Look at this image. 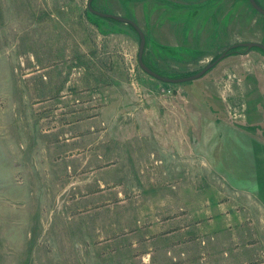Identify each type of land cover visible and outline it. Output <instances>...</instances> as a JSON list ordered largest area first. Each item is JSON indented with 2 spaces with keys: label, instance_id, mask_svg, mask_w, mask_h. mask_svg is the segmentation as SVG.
Masks as SVG:
<instances>
[{
  "label": "rangeland",
  "instance_id": "1",
  "mask_svg": "<svg viewBox=\"0 0 264 264\" xmlns=\"http://www.w3.org/2000/svg\"><path fill=\"white\" fill-rule=\"evenodd\" d=\"M92 7L135 22L163 77L228 55L163 83L136 31L87 0H0V264H144L150 245L168 264L147 236L173 216L186 264H264V52L232 48L264 45V16L248 0ZM98 154L108 168L84 175Z\"/></svg>",
  "mask_w": 264,
  "mask_h": 264
},
{
  "label": "crops",
  "instance_id": "2",
  "mask_svg": "<svg viewBox=\"0 0 264 264\" xmlns=\"http://www.w3.org/2000/svg\"><path fill=\"white\" fill-rule=\"evenodd\" d=\"M94 159L97 160V163L93 164V165H87V169H84L82 171H84V175H95V173L100 172L102 170H105L108 168V162H104V157L101 154H98L96 156L93 157ZM87 163V159L84 160V164ZM70 169V168H69ZM83 175V174H81ZM98 189H102L103 188V184L101 183V181H98ZM73 185V184H72ZM116 192V198L117 200H120L118 202L120 203H124V193L121 190V188L119 186H117V188L114 189ZM99 194H103L105 192L99 191L97 192ZM180 216H173V217H169L164 219L163 221H158L157 219V223H155L154 225H162L165 227H169V229L163 230L164 235H159V234H155L153 236H147L148 241H152V239L157 240V239H166V242H169V246L165 248V252H164V258L167 259V263L168 264H186V262L188 260H185L184 258H181V255H186V252L184 251L185 249V245L188 244L189 242V238L186 237L185 235L183 236H179L177 239H174L173 236H175L174 234H176L179 231H185L186 227H182V228H171L170 226H168L171 222H173L175 219H177ZM160 222V223H159ZM152 228V227H150ZM144 241V240H143ZM198 241V240H197ZM204 241H202L201 243L203 244ZM139 243L138 240H133L132 241V247H136L137 244ZM176 248H182L181 251H177L175 252L173 249ZM156 249L157 247L150 245L147 252L142 253L141 255H143L142 257V261L144 264H157L156 263V259L157 257L156 255ZM204 256L205 254H199L196 257V263L197 264H204L203 260H204ZM192 260V259H189Z\"/></svg>",
  "mask_w": 264,
  "mask_h": 264
},
{
  "label": "water",
  "instance_id": "3",
  "mask_svg": "<svg viewBox=\"0 0 264 264\" xmlns=\"http://www.w3.org/2000/svg\"><path fill=\"white\" fill-rule=\"evenodd\" d=\"M248 1L254 10H256L258 13H260L261 15L264 16V10L259 5H257L255 0H248ZM92 2H93V0H87V9L90 13H92L98 17H101V18L114 20V21H117L120 23L127 24V25L131 26L136 31V33L139 36V40H140L139 41V48H138V55H137V62H138L139 67L146 74H148L152 78H154L158 81H161L163 83H182V82H187V81H192V80L198 79L201 76H203L209 69H211L215 64H217L221 59H223L225 56L228 55L229 50H226L216 60L208 63L199 72H197L191 76H188L185 78H178V79L163 77V76L157 74L156 72H154L153 70H151L149 67H147L142 60L143 51L145 48V36H144L143 32L141 31V29L137 26V24L135 22H133L131 19L95 10L92 7ZM238 47H245L246 49L258 48L264 52V45L261 43H257V42H246V43H240V44H236V45L232 46V48H238Z\"/></svg>",
  "mask_w": 264,
  "mask_h": 264
},
{
  "label": "trees",
  "instance_id": "4",
  "mask_svg": "<svg viewBox=\"0 0 264 264\" xmlns=\"http://www.w3.org/2000/svg\"><path fill=\"white\" fill-rule=\"evenodd\" d=\"M255 2L257 3V5H259V3H258V1L257 0H255ZM260 6V5H259ZM261 7V6H260ZM262 8V7H261ZM263 10H264V8H262ZM155 72V71H154ZM158 74V73H157Z\"/></svg>",
  "mask_w": 264,
  "mask_h": 264
}]
</instances>
